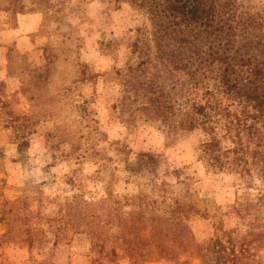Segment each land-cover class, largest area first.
Returning a JSON list of instances; mask_svg holds the SVG:
<instances>
[{"label":"rangeland","instance_id":"1","mask_svg":"<svg viewBox=\"0 0 264 264\" xmlns=\"http://www.w3.org/2000/svg\"><path fill=\"white\" fill-rule=\"evenodd\" d=\"M36 1L0 0V20L11 9L23 19V28L12 32L8 43L0 40V189L8 202L29 183H41L48 197L76 194L85 200L105 198L107 189L129 193L188 185L225 207L239 189L251 182V189L259 186L257 175L252 181L213 171L200 159L205 136L179 127L192 82L162 57L144 10L127 0H68L75 12L67 15L75 24L68 27L66 17L43 14L44 6ZM237 1L264 17V0ZM17 33L26 46L18 47ZM35 70L41 74L33 76ZM11 125L23 134L16 140L27 141L21 150L9 143ZM69 149L71 155L62 154ZM107 168L114 169L113 176H103ZM41 205L55 215L54 202L42 200ZM16 224L14 212L0 221V264H31L20 240L3 236ZM225 224L237 223L228 219ZM192 227L199 238L212 234L210 220H195ZM51 229L44 224L48 242L41 254L34 253L37 259L89 264L85 235L69 233L71 240L52 245ZM256 256L264 260V249Z\"/></svg>","mask_w":264,"mask_h":264},{"label":"trees","instance_id":"2","mask_svg":"<svg viewBox=\"0 0 264 264\" xmlns=\"http://www.w3.org/2000/svg\"><path fill=\"white\" fill-rule=\"evenodd\" d=\"M127 1L150 16L162 57L192 82L179 127L185 133L205 136L200 159L215 172L236 173L252 181L257 175L259 186L251 189L253 183H249L237 191L232 203L222 207L188 185V189H136L129 193L107 189L105 198L85 200L76 194L48 197L41 183H29L12 202L0 189V221L11 212L17 215V224L3 236L19 239L31 264L46 261L34 254H41L48 242V237H43L44 224L52 227V245L71 240L69 233L85 235L89 264H118L122 260L144 264L163 259L182 264H264L256 256L264 249L263 15L249 11L237 0ZM36 3L44 6L43 14L60 13L68 27L75 26L67 17L75 13L68 0ZM1 17L0 33L18 25L14 9ZM75 64L81 66L78 61ZM44 67L47 65L41 69ZM35 71L33 76L41 74ZM23 91L34 100L26 87ZM10 129L13 137L9 143L17 150L26 147L27 141L16 140L17 136L23 138L20 129L14 125ZM63 153L67 157L72 151ZM105 170L103 176H113L114 169ZM42 200L55 203L53 217L51 211L42 209ZM198 219L211 221L210 236L196 235L192 223ZM228 219L237 224H225Z\"/></svg>","mask_w":264,"mask_h":264},{"label":"crops","instance_id":"3","mask_svg":"<svg viewBox=\"0 0 264 264\" xmlns=\"http://www.w3.org/2000/svg\"><path fill=\"white\" fill-rule=\"evenodd\" d=\"M31 17H33V16H35L34 18L37 20V19H39V17L36 15V14H33V15H30ZM23 19L22 18H20L19 17V21H18V25L16 26V27H14V28H11V29H7V30H5V31H3L2 33H0V40H1V42H5V43H8V40H10V38H9V36L11 35V34H14V33H12V32H15V31H18V30H20L21 28H23ZM36 25H37V23H36ZM21 27V28H20ZM20 32V31H19ZM19 36L17 37V36H15L14 37V40L18 43L17 45L19 46V47H24V46H26V44L24 43V39L21 37V35L22 34H20V33H17ZM6 36H7V38H6ZM12 38V37H11Z\"/></svg>","mask_w":264,"mask_h":264}]
</instances>
